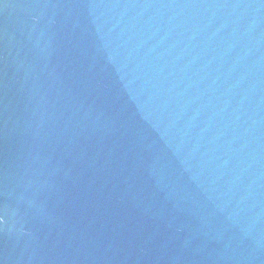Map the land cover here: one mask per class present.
Returning a JSON list of instances; mask_svg holds the SVG:
<instances>
[{
	"label": "water",
	"instance_id": "water-1",
	"mask_svg": "<svg viewBox=\"0 0 264 264\" xmlns=\"http://www.w3.org/2000/svg\"><path fill=\"white\" fill-rule=\"evenodd\" d=\"M2 264H264V0H0Z\"/></svg>",
	"mask_w": 264,
	"mask_h": 264
},
{
	"label": "snow or ice",
	"instance_id": "snow-or-ice-1",
	"mask_svg": "<svg viewBox=\"0 0 264 264\" xmlns=\"http://www.w3.org/2000/svg\"><path fill=\"white\" fill-rule=\"evenodd\" d=\"M0 264H2V262H0Z\"/></svg>",
	"mask_w": 264,
	"mask_h": 264
}]
</instances>
